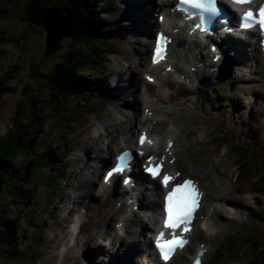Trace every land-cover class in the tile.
<instances>
[{
  "label": "rangeland",
  "instance_id": "1",
  "mask_svg": "<svg viewBox=\"0 0 264 264\" xmlns=\"http://www.w3.org/2000/svg\"><path fill=\"white\" fill-rule=\"evenodd\" d=\"M114 1L117 4V9L115 11L114 8L111 11H109L107 8H104L103 13H99V15L96 17V19L98 18L100 22L101 28L105 29V33L107 35L111 34V40L108 38L110 40L109 46H105L106 49L94 51V53L91 55L92 58L94 57V60L91 61L93 63L89 66H86L85 68H80V70L83 72V81L86 86L93 88L92 96L95 97L96 100L92 101L90 97H87V100L77 102L74 98H71V100L70 98L63 99L62 95L56 92L57 99L54 102L52 101L48 103L47 98L50 96L49 94L52 88L49 89L46 81L41 79V76L48 74L53 65L76 56L77 54H75V51L85 52L86 49L81 48L78 49V51L72 50V48L68 47V41L66 42V40H62L63 36H61L59 41H57L59 44L58 46L60 47L58 51H55V48L52 52L45 54V49L51 48L49 47L50 42L47 44V31L45 28L28 26L23 20H21L24 7L28 1L0 0V37L4 36L8 38L5 40V43H0V74H8L5 76L6 80L1 81L0 84L3 89L2 93L0 94V137L4 140L8 130H10L12 126L15 128L16 124L14 125V110L19 100L22 97H25L28 103L34 104L36 106L35 109L38 108V106L40 107V111L36 112L39 114L38 118H33V116L36 115L35 111L33 113L29 108H26L24 116L18 119L20 123L29 124L31 127L29 133L27 134V137L34 136V144L32 145L34 148L32 149L31 153H40L41 150L46 149V147L50 144L49 148L51 149L52 154H54L52 156L50 155L48 160L51 162V166H54L55 171L63 175L62 178L55 179L52 185L45 189L44 183L39 177V173L36 175L33 174L30 178L26 179L29 182H34L32 192L28 193L29 198H24L22 194H17V196H14L8 192H2L6 190L4 186H1V188L3 187L0 189V215L3 216L1 220L6 222L9 227L19 230V235L18 240H14L13 237H10L9 239L7 238V240L4 239V247L0 251V264H43V262L45 264V259L47 258V249L43 245V239H46L47 242H50L52 236L55 234V231L51 230H54L55 226L58 224V222L53 223V221H48V218H52L54 216V211L57 209V206H54L53 203L55 201L54 197L62 193L73 192L71 186L74 187L77 184V180L79 178L77 176L72 178L69 172L73 171L75 162L77 165L82 164L81 161H77V156H82L85 160L83 153L80 150L75 149V143L79 142L80 139L81 143L83 140H87L88 134L86 132L88 130H94L91 132L92 135L96 132H103L102 128L99 129L93 125H98L99 121L105 119L112 121L109 119L110 116H115L113 114H115V110H118V107H111L108 105L109 101L115 98V94L113 93L108 96V85L110 84V80H112L111 85H115L114 83L116 81L118 83H124L127 81L126 79H129V77L138 78L142 84L146 81L143 75V69L141 70L132 68L129 71L127 70L126 76L129 77L126 78L124 75L123 78L125 79H120V77L117 78L116 75L110 74L113 69L112 66L117 67L119 64L118 62H124L122 59L123 53L121 50H125L128 53L131 52L128 49L133 47V45L136 44V40L139 38V35L134 32L133 38L129 43H127L129 41V37L127 38V36H124L122 39L123 35H120L122 33L121 28H119V24L122 25L126 23L124 16L127 6L124 4V2L126 3L127 0ZM155 14H157V11H153V21L155 20ZM59 16L60 15L57 13V11L51 13L50 20H48L49 24L53 25L54 21L59 19L62 21L60 24L64 26L66 19ZM124 35L131 36L132 32L126 33ZM143 39L148 40L149 37ZM51 40L52 38L50 41ZM82 49L85 50L82 51ZM114 53H116V55H114ZM194 53V51H191V56H194ZM129 59L131 65L132 59ZM245 63L247 67L242 68L245 78H248L245 82L234 80V71L228 79L221 83H216L215 85L212 84L213 86L211 85L204 88L200 86L197 90H195L193 84H189V86L183 85L184 87H181V90L187 88L190 89L181 99H187L189 104L188 113H191L193 116H196L200 113L202 118L199 121L184 119L183 122L186 123L185 126L187 127H195L201 130V136H204L205 139L214 141L212 143L210 141L209 144L203 146L197 145V147H201L203 150L205 147L211 149V154L206 155V157H210L211 161L214 162L218 174L216 177V179H218L217 181H215V179L210 176L205 178L202 176V181L210 186V188L207 187V189H209V191L212 193L211 197H214V199L217 197H222L223 200H227L233 204H236L239 201L242 204H247L248 197L245 196L244 193L250 192L249 197L253 195L254 200L264 204V152L262 151V136L259 132L257 135H252L250 132L249 134L243 133L238 135L234 131L232 124L230 122L226 123L231 110H228V106L230 104L233 106L244 105L245 103L243 100L248 99V94L250 93L258 94V96H260L257 99V106L254 104L253 107H257L260 114L264 112V77H259V75L256 73L254 75L250 73L256 71L255 61L246 60ZM123 64L125 65V62ZM32 69L36 70L33 75H31ZM123 70H125L124 67H122V71ZM109 76L111 79H109ZM231 85L233 88H231ZM243 86L245 90L240 89ZM148 88L151 90L155 88V86L151 85ZM175 89L177 90L178 87ZM194 90L207 94H205L199 101H196L194 98L190 97V93ZM215 90H217L223 96L222 98H210V103L215 104L212 105L209 103L212 105L210 109L206 99L212 93H215ZM118 93L121 94V96L125 94L122 90ZM175 98L179 100L180 96L177 95ZM128 100H131L130 97H128ZM259 106L262 108H259ZM139 109L140 107L138 105L136 111ZM134 113L136 115L139 114L135 111ZM212 114L217 117V120L221 119L220 122H218L216 118L212 116ZM254 114L255 113L253 112L252 115L255 116ZM208 115H211L212 117H208ZM244 116L245 112H243L242 117ZM28 117H30V119ZM115 117L117 125H112L109 129L118 127V130L125 129L126 131L129 126L122 124L124 121H119V113L117 111ZM162 120L163 121H159L157 124H155L154 129L159 131V135L163 140L166 134H168L167 129L169 126L165 121V118H162ZM167 120L169 121L168 118ZM93 121H95L94 124ZM224 125H226L229 130H227ZM258 126L262 129V131H264V119H262ZM253 130L254 128L252 131ZM54 137L59 138L57 143H55V139H52ZM117 137L119 140L120 138L122 139L121 133L117 134L116 138ZM108 139L109 137H106V135H101V137L98 139V142L103 140L106 143ZM132 143H134L133 138ZM245 143L248 145L246 147L242 146V148L239 149V146ZM55 144L61 145L64 148L61 146H55ZM213 147H215L216 150L213 151ZM71 148L75 154L70 151ZM235 150L239 151V155L236 154ZM199 155L200 157L204 156L203 153H199ZM247 155L251 157V160L245 162L243 168L239 170L236 166V161L240 164L244 163V158ZM195 157H192L191 159ZM200 157H196L198 159L196 161L198 169L201 163ZM66 162L70 163L68 169L65 165ZM95 163L96 162L94 160L90 161L91 165ZM189 166L190 162H187V159L182 160L179 159V156H177L176 162L174 163L175 168L185 170L186 174H191L192 171V173L198 175L197 173H199V171L193 172ZM218 168L220 171H218ZM92 170L93 167H89L84 171L82 177L86 178L87 175H90ZM27 173H29V171ZM68 174L69 177L67 176ZM96 175L93 177L94 181H96ZM44 176H46V174H44ZM55 176L58 175L56 174ZM198 177L201 178L200 175H198ZM209 178L212 181H210ZM244 180L246 183L250 182L260 186L253 188L247 187L241 182ZM93 188L97 189L95 183ZM146 195L147 198L151 197L149 191L146 192ZM89 204L91 208H95L97 206L96 203L90 202ZM114 206L117 208L122 207V205H119L118 201L114 203ZM262 207L264 208V205H262ZM3 208H5V210H3ZM123 209L124 208H122V210ZM79 214L81 215L78 216ZM30 216H32V220H29ZM75 218H80L82 221H87L88 217L85 216V208L78 209V213ZM237 221H239L238 225H236ZM228 222L229 227L226 229L225 233H222L220 238L221 240L222 238L227 237L221 241V246L219 248L221 253H219L218 246L216 244V252H214L213 249L212 253L208 254L209 258H207L206 262L203 263L220 264V259H222L225 263L230 261L228 259L229 257H234L248 259L249 262L246 264H262V261L264 262V260L261 259V251L259 250H264V236L258 237V235L260 233L264 234V226L263 229H259L249 226L243 220H234L232 222ZM2 224L4 225L5 223ZM47 225L50 227V230L47 229ZM117 225L118 222L114 221L110 228H117ZM106 227L108 228L109 225ZM68 228L72 235L67 236V243L70 246L72 245V248L76 249L78 251L77 255H79L81 254L79 250H83L82 245L86 239L84 237L83 239L82 237H79V239H77V244H73L74 235L76 234L74 232L75 224H70ZM147 230V228H144V230H142L141 236L138 238L141 245H143V235L147 232ZM234 231H236V234L235 236H232ZM47 234L50 235L46 236ZM43 236L46 237L42 239ZM205 236L206 233H203L198 226H195L191 238V240H194V242L191 243L192 248H195L197 242L199 240H203ZM95 240H97V238ZM234 240L239 241V243L235 244L236 242ZM246 240H249V242H246ZM106 241H109L107 233ZM6 242L11 243L7 244ZM228 243H230L231 246H227ZM102 247L105 246L102 245ZM192 248L190 247V249ZM188 249L181 252L178 255L177 260H179V258L182 257L184 253H188ZM9 251L14 253V255L19 253L17 256L18 258L12 261L10 260L12 257H5L4 253ZM225 251L235 252L227 254ZM22 252H24L23 255ZM120 252H122L121 249L114 251V253L118 255H120ZM11 253L10 255H12ZM88 256L91 260V264L102 263L100 262V257L97 258L92 254H89ZM186 261L187 259L185 260V263ZM238 261L242 260L239 259ZM106 264L109 263L106 262Z\"/></svg>",
  "mask_w": 264,
  "mask_h": 264
},
{
  "label": "bare ground",
  "instance_id": "2",
  "mask_svg": "<svg viewBox=\"0 0 264 264\" xmlns=\"http://www.w3.org/2000/svg\"><path fill=\"white\" fill-rule=\"evenodd\" d=\"M172 1L173 0H157V1L127 0L126 3L124 2V4L127 6L124 16V18L126 19V23L122 25L119 24V28H121V33L125 34L127 32H136L137 34H142L143 36L148 37V35L152 32V29L157 26L156 20L155 21L152 20L151 12L157 11L158 9V12L164 11L166 13V10L169 7H171ZM45 23L48 28L47 31H48L49 40L52 37L55 38L58 35V33L62 32L63 26L60 24L62 23L61 20L59 19L55 20L53 25L48 24L47 21ZM178 32L179 33L175 37L177 40L187 39L188 35L186 34V32H181L180 29L178 30ZM247 38L249 40H252L250 37ZM136 43L141 44L140 50L136 52V56H138L137 59L136 60L132 59L130 65V59H129L130 52L128 53L125 50H121L123 53L122 57L124 59L125 65L123 63H119L117 67L112 66L113 69L110 74L116 75L117 78L120 77V79H122L124 75L126 76L127 70L129 71L132 68L141 69V70L144 69L145 70L144 74L152 72L155 75L154 81L157 84L164 87H166L167 84V86L169 87L171 86L173 89L178 87L177 94L174 95L175 93L174 91L173 93L165 95L161 90L157 89V87H155L156 90L153 89L154 92L152 94H150L151 92L148 93L150 89H145L144 91L138 93L137 92L138 78L135 77L132 78L126 76V78L129 77V79H126L127 81H125L124 83H120V82L118 83L116 81L114 83L115 85L113 84L111 85L112 80H110V84L108 85L109 86L108 96L111 93L116 95L115 98L109 101L108 105L111 107L117 106L118 109L119 107L121 108L131 107L134 109L135 106L137 107L138 105V99L141 100L142 102L145 101L148 110L153 111V114H155L154 117L150 119V122L157 124L159 121H163L161 120L162 118H165V121L168 123L169 126L167 129L168 134L166 135L175 141L174 149L178 147L179 153L180 154L183 153L187 157V159H189L190 163L194 167V165L197 164L196 161L198 160L196 157H200L199 153H203V149L201 147H197V145L203 146L209 144L210 141L213 142V140H208L205 139L204 136H201V130H199L198 128L185 126L186 123L183 122L184 119L199 121L200 119H202L201 114L199 113L196 116H193L191 113H188L189 104L187 102V99L176 101L177 98H175V96L180 93L182 85L179 83L173 84L172 81L166 80V77L173 76L174 74H176L177 76L183 75L184 76L183 78H189L190 81L194 82L195 90H197L200 86H202L203 88L208 87V82H211L212 84L215 85L216 83H220V81L224 80L228 70L230 69V65L220 66L216 74L209 76L210 79H206L202 77L204 75H207L204 71H200L199 69L194 71L191 70L193 67H195L196 69V59L193 56H191L189 49H187V46L189 45L187 43L184 47L181 46L179 49L176 48L172 49L168 61L171 62L173 65L172 71L166 72L164 71V67L157 66V67H152L151 72H148L147 70L148 62L147 59L145 58L147 51V41L142 39H137ZM226 48L233 49L235 51V57L237 58L243 59L246 57L245 46L242 43H237V42L228 43L226 45ZM131 49H133V47H130L128 50L131 51ZM251 59L252 61L255 62L257 61V64H255L256 71L250 73H252L253 75L256 73L257 75H259V77H263L264 67L262 66L260 61L257 60L256 57L252 56ZM137 63L139 65H137ZM122 67H124L125 70L122 71ZM109 79H111L110 76ZM235 79H237V81L238 79L239 80L243 79V74L241 73L239 68H237V71L235 73ZM145 85L148 86L150 84H147V82H145ZM121 90L123 91V93H125L123 96H121L122 92L121 94L118 93ZM187 90L188 89H183L182 91L186 92ZM195 90L190 93L191 95L190 97L194 98V100L196 101H199L205 94H207ZM241 90H244V86L241 88ZM126 92L128 95L126 94ZM218 93L219 92L215 90V93H212L210 96H208L207 98L208 103H210V98H217V97L222 98L223 95H221V93L219 94ZM128 97H130V99L133 100L134 102L129 101ZM154 98H156V101ZM210 104L209 106L212 107V105ZM259 108L262 107L259 106ZM212 116L215 117L217 120V117L214 114H212ZM212 116L208 115V117H212ZM159 117L161 118L158 120ZM167 118L169 119V121L167 120ZM109 119H111L112 121H108L106 119L99 121V125H97L96 127L99 129L102 128L103 132H96L92 135L91 132H93L94 130L93 129L88 130L86 132L88 134L87 140H83V142L81 143V139H80L79 142H76L74 145L75 149H78L83 153V155L85 156V160L82 156L81 157L77 156L76 157L77 161L79 162L81 161L82 164L77 165L75 160L74 161L75 167L73 168V171L69 172L72 178L75 176L79 178L77 180V184L74 187L68 185L71 186V189L73 190L74 194L73 192L62 193L54 197L55 201L53 203L54 206H57V209L54 211V216L52 218H48V221H53V223L58 222V224L55 226L54 230L53 229L51 230V231H55V234L52 236L50 242H47L46 239H43L44 237L49 236L50 234H47L46 236L42 237L44 242L43 245L47 249L46 251L47 258L45 259V264H91V260L88 256L89 254L95 255L98 258V255H102L103 253H105L103 254V256H107V255L109 256L110 261L122 259L124 260L125 264H141V263L149 264L148 261L145 259L150 258L151 256L149 252L150 242L148 237L144 235L143 237L144 245H141V247L138 245L139 243H137V241L140 236V233L139 234L136 233V229L134 228V225L139 223V217L137 212L132 207L136 204L138 206L139 205L143 206L144 203H148L150 206V210L152 211L151 216L147 218L146 221H143L141 225H137V226L142 227V225L145 224L146 227L147 224V229H148L147 231H150V229L151 230L155 229L154 217H155L156 209L158 208V203L157 200H155V197L159 191V187L157 186V184L154 183L152 199L146 202V197L142 190L127 191L124 189H118L117 191H114L112 186H106V185H101L100 188L98 187V189H94L93 188L94 178L82 177L84 171L90 167V161L92 159H95V161L98 162L99 166L102 167L106 165L108 159L113 154L114 149L123 146L121 144V141L116 138L117 134L121 133V135H123L122 136L123 144L130 145L131 137L133 136L134 132L140 127L145 126L146 124L145 121L141 122V117L139 114L133 118H126L127 122L130 120L128 123H126V125L129 126L126 132H124L123 130H118V127L117 128L114 127L106 131V128H110L112 125H117L115 116H110ZM94 122L95 121H93V124ZM137 125H139L140 127L138 128ZM225 128L229 130L227 126H225ZM252 129L250 130V133L252 135H257L258 130L254 128V130L252 131ZM153 132L156 136L160 134L159 131H157L154 128H153ZM101 135H106L107 137H109L106 143L103 140H100L98 142V139L101 137ZM164 146L162 147V150ZM72 148L71 150L73 151ZM158 148H161V146ZM214 150H216L215 147H213V151ZM192 157L195 158L191 159ZM200 158H201V163L199 162L200 165L198 171L201 172L199 173V175L203 176L204 178L210 176L214 178L215 181H217L218 180L216 179L217 171L214 162H212L209 157H206V154H204V156ZM99 166L96 165L91 174L95 176ZM167 170H170L172 172L177 171L179 173L178 178H182L183 175L186 174L185 170H180L178 168H175L173 164L169 165ZM67 176L69 177V174ZM209 180L212 181L210 178ZM241 182L247 187L253 188L260 186L258 184H253L250 182L246 183L245 180ZM138 184L140 185V182ZM126 196L134 197L135 201L129 205L126 204L125 203ZM211 196L212 193L209 191V189H207L206 200L208 201L211 210L214 208V211L211 213V210L209 209L205 212H202L204 218L200 223L201 224L200 230L203 233H206V236L203 240H199V241L196 240L198 242L196 244V247L194 248L196 252L197 246L200 243L203 242L205 244V246L209 250L204 255V259L209 258L208 254L212 253L214 247H216L215 245L219 242L221 235L223 233L222 232L223 228L228 226V224L224 221V217L220 214L223 212L222 207L228 204L245 207V208L249 207V203L242 204L239 201L236 204H233L228 202L227 200H223L222 197H217L216 199H214V197L212 198ZM250 198L254 199V196L252 195ZM119 200H122L123 205L121 208H117L114 206V203H116V201ZM90 202L96 203L97 206L95 208H91L89 204ZM78 207H84L86 213L85 216L88 217V220L82 222V224L79 227V231L74 235L73 244H77V239H79V237H82V239L84 237L86 239V241L82 245L83 250H79L81 252V254L79 255H77L78 251L76 249H73L72 245L70 246L67 243V236L68 235L71 236L68 227L70 226V224L74 222L73 215H75V213L77 212ZM122 208L124 209L122 210ZM258 215L262 216L264 215V212H258ZM114 221L121 223V229L110 228ZM108 225L109 227L107 228L106 226ZM152 226L153 228H151ZM47 229L50 230V227L48 225H47ZM121 231H123V233ZM106 233L108 234L109 241H106ZM96 238L97 240H95ZM103 241L107 242L108 244L107 249L100 248V246L102 247L101 243ZM118 249L122 250V252H120V255L114 253V251ZM178 253L179 251H176L175 255L167 262V264H182V262L186 260L187 256L183 255L181 258H179V260L172 261V259ZM193 257L194 254H192L191 258ZM228 259H232L233 262H237V260L239 259L242 260L241 262L236 264H246L249 262V260L246 258L229 257ZM101 262L105 263V260L102 258Z\"/></svg>",
  "mask_w": 264,
  "mask_h": 264
},
{
  "label": "trees",
  "instance_id": "3",
  "mask_svg": "<svg viewBox=\"0 0 264 264\" xmlns=\"http://www.w3.org/2000/svg\"><path fill=\"white\" fill-rule=\"evenodd\" d=\"M28 3L24 7L23 20L28 26L44 28L43 16L45 12L53 5H58L61 9L62 15L66 19V23L63 26L62 32L50 42L49 47H52L53 43L60 38V35L64 33L63 39L68 41L69 48L77 50L85 48V52H76V56L61 61L58 64L52 66L48 74L41 76L47 83V86L52 88L50 96L47 98L48 103L54 102L57 99L56 92L62 95L63 99L74 98L77 102L87 100L90 97L92 101L96 100L92 96V89L85 85L80 70L81 67L91 65L94 60L91 55L96 50L106 49L105 46H109V35L105 33V29L101 28L100 22L96 17L99 13H103L104 8L109 11L114 8V0H27ZM48 14V13H47ZM60 17V16H59ZM50 20V15L45 17V22ZM8 38L0 37V43H5ZM48 39V38H47ZM58 42L53 45L55 51L60 48ZM48 47V45H47ZM85 49H82L85 50ZM51 50L50 52H52ZM93 51V52H92ZM96 55V54H95ZM36 70L32 69L31 75ZM6 73L0 74L1 81H5ZM3 89L0 85V94ZM74 101V100H73ZM34 104H30L26 101L25 97H22L15 110L14 120L15 128L12 126L8 130L4 140L0 137V189L4 186L6 191L14 196L22 194L24 198H29L28 193H31L34 187V182H29L26 179L30 178L33 174L39 173V177L42 179L45 189L49 188L55 179L61 178L63 175L55 171L54 166H51V162L48 160L49 156L53 155L49 145L46 149L41 150L40 153H31L32 145L34 144V136L27 137L31 127L29 124L20 123L18 119L24 116L26 108H29L33 113L39 112L40 107L35 109ZM38 115H32L33 118H38ZM31 116V117H32ZM30 119V117H28ZM31 118L32 120H34ZM55 143H57L58 137H54ZM55 146H61L55 144ZM62 147V146H61ZM264 152V149L262 150ZM251 160L250 156L244 158V163L240 166L243 168L245 162ZM29 171V173H27ZM46 174V176H44ZM58 176H55V175ZM37 181V180H35ZM27 201V200H26ZM5 210V208H3ZM0 215V251L4 247V239L7 240L13 237L14 240H18L19 230H15L13 227H9L8 224L1 219ZM32 220V216L29 217ZM5 223L4 225L2 223ZM16 234V235H14ZM10 244L11 242H6ZM1 253V252H0ZM8 253V254H7ZM5 252V257H12L10 260L17 259L18 254ZM24 252H22V255ZM20 260V258H19ZM264 260V253H263Z\"/></svg>",
  "mask_w": 264,
  "mask_h": 264
},
{
  "label": "snow or ice",
  "instance_id": "4",
  "mask_svg": "<svg viewBox=\"0 0 264 264\" xmlns=\"http://www.w3.org/2000/svg\"><path fill=\"white\" fill-rule=\"evenodd\" d=\"M253 0H232L233 4L236 5H247L251 4ZM217 0H177L175 10L183 11L186 14V18H190L194 13L190 9L200 10L201 14V23L204 22L203 13H210L215 15L218 12ZM241 18V27L251 28L260 27L264 31V3L260 5L257 12H254L251 8L248 11H245L240 14ZM206 30V29H202ZM165 38L163 35L159 38L155 54L153 56V63L158 62L159 59L164 58L165 49L163 48V42ZM153 143L151 140L146 139V135L141 134L139 137V143L141 145L145 143ZM171 147V143H169ZM129 153L125 152L117 158L116 166L107 174L105 180L111 177L114 173H119L124 170L127 166V159L129 158ZM154 157H149L150 167L146 170L150 172L153 177L159 175L161 165L153 164L152 161ZM174 179L165 174L162 178V183L165 187L168 186L169 181ZM127 183V181H125ZM200 193L196 189L194 183L190 180H185L182 184H177L168 191L165 197L164 205V216H163V226L164 229H172L171 238L165 239V232L161 231L156 235L155 244L158 249L161 257L167 261L175 252L177 248H183L188 241L184 238V233L189 232L190 223L193 218V213L198 207ZM182 230L179 235L176 233L177 228ZM204 254L203 247L201 251L196 255L194 264H201V258Z\"/></svg>",
  "mask_w": 264,
  "mask_h": 264
},
{
  "label": "water",
  "instance_id": "5",
  "mask_svg": "<svg viewBox=\"0 0 264 264\" xmlns=\"http://www.w3.org/2000/svg\"><path fill=\"white\" fill-rule=\"evenodd\" d=\"M54 11H57V13L60 15V16H62V18H64V15H62L61 14V9L59 8V6L58 5H55V6H52L51 8H49L46 12H45V14H44V16H43V26L46 28V31H47V25H46V23H45V17L46 16H49V15H51V13H54ZM48 13V14H47ZM48 22V21H47ZM49 23V22H48ZM66 25H67V23H65ZM64 24V25H65ZM64 35V34H63ZM47 44H48V42H49V37L47 36ZM57 42V40L54 42V44L53 45H55V43ZM51 50H54V46H52L50 49H45V54H47L48 52H50Z\"/></svg>",
  "mask_w": 264,
  "mask_h": 264
}]
</instances>
